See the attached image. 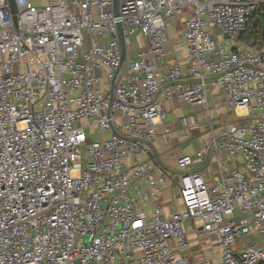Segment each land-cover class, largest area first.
Returning <instances> with one entry per match:
<instances>
[{"label":"built area","instance_id":"1","mask_svg":"<svg viewBox=\"0 0 264 264\" xmlns=\"http://www.w3.org/2000/svg\"><path fill=\"white\" fill-rule=\"evenodd\" d=\"M13 4L0 0V264H208L169 246H187L186 221L216 237L218 264L264 262V51L210 32L237 36L264 0H123L118 17L112 0ZM183 12L185 70L163 50ZM117 19L132 44L112 96ZM214 86L248 119L161 165L151 144L164 101L207 106ZM220 148L243 169L222 165ZM212 156L209 185L195 163ZM168 186L182 209L165 215Z\"/></svg>","mask_w":264,"mask_h":264},{"label":"crops","instance_id":"2","mask_svg":"<svg viewBox=\"0 0 264 264\" xmlns=\"http://www.w3.org/2000/svg\"><path fill=\"white\" fill-rule=\"evenodd\" d=\"M187 17V12L176 15L167 31L168 41L163 46L167 62H178L183 70H185L187 62L185 60V41L182 37V29ZM210 32L216 41L224 43L227 47L248 45V43L242 42L238 35L233 38H225L221 30L216 27L210 28ZM137 40L138 42L141 41V45L145 44V40L141 36L136 37ZM260 50L264 51V43ZM209 103H212L215 109L210 115V109L207 108L210 117L207 119L208 115L205 113L203 105H189L176 97L164 101L165 114L161 120L157 121V134L154 140V147L161 165L175 168L178 156L194 155L196 151L202 149L210 141L212 134H217L241 122L245 117L246 108L239 107L234 110L227 104L226 93L222 87L214 86L208 90L207 105ZM197 112L198 115H196ZM207 121L209 125L211 124V129L208 128ZM193 132L195 133L193 134ZM218 159L224 166L243 169L241 157H228L223 148L218 150ZM195 168L203 170L209 185L215 183L219 177V166L214 156L204 162L197 161ZM159 199L165 215L182 209L178 189L175 186H168L161 193ZM183 225L186 231L187 246L180 249L172 239L168 240L169 246L176 255L189 263L206 260L208 264H218L221 251L215 246L216 237L198 236L191 221H186ZM252 239L257 240L254 235L247 237V240Z\"/></svg>","mask_w":264,"mask_h":264},{"label":"water","instance_id":"3","mask_svg":"<svg viewBox=\"0 0 264 264\" xmlns=\"http://www.w3.org/2000/svg\"><path fill=\"white\" fill-rule=\"evenodd\" d=\"M10 1V5H11V9L14 11V4H13V0H9ZM123 0H112V13L115 17H118L120 14V5L122 3ZM116 25V32H117V39H118V44H119V49H120V63L118 68L116 69L115 73H114V77L112 79L111 82V95L113 96L114 93V89L116 88V85L118 83V80L126 66L127 63V42L123 33V29H122V23L119 19L116 20L115 22ZM129 140H135L134 138H127ZM151 150L152 153L156 159V161H159V156L156 153V149L154 147V145L151 144Z\"/></svg>","mask_w":264,"mask_h":264},{"label":"trees","instance_id":"4","mask_svg":"<svg viewBox=\"0 0 264 264\" xmlns=\"http://www.w3.org/2000/svg\"><path fill=\"white\" fill-rule=\"evenodd\" d=\"M239 39L242 42L250 43L254 41H260L264 43V4L256 12L252 13L248 19L246 30L238 34ZM257 264H264V262H258Z\"/></svg>","mask_w":264,"mask_h":264},{"label":"rangeland","instance_id":"5","mask_svg":"<svg viewBox=\"0 0 264 264\" xmlns=\"http://www.w3.org/2000/svg\"><path fill=\"white\" fill-rule=\"evenodd\" d=\"M259 41V40H258ZM250 43H252V42H250ZM131 44H132V41L131 40H128L127 41V46H128V48L129 47H131ZM207 108L208 109H210V115H211V112L213 111V109H215L214 108V106L212 105V103H209V105H207V106H204V111H205V113L208 115V113H207ZM190 113V112H189ZM196 115H198V112L196 113ZM206 115V116H207ZM208 118H210L209 117V115H208V117H207V119ZM213 118V117H212ZM243 119H248V117H244ZM184 122H185V120H184ZM212 123H213V119H212ZM207 126H208V128L210 129L211 128V124L209 125V122L207 121ZM195 132H193V134H194ZM92 137L94 138V139H97L98 137H100V136H97V133L93 130V133H92ZM88 140V139H87Z\"/></svg>","mask_w":264,"mask_h":264}]
</instances>
